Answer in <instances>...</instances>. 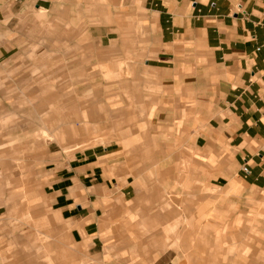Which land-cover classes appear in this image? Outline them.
Masks as SVG:
<instances>
[{"label": "crops", "instance_id": "0c3cea01", "mask_svg": "<svg viewBox=\"0 0 264 264\" xmlns=\"http://www.w3.org/2000/svg\"><path fill=\"white\" fill-rule=\"evenodd\" d=\"M143 3L146 12L141 20L146 36L150 32L154 35L143 47L146 79L142 85L148 90L151 85L158 86L164 92L160 99L163 106L153 104L146 110L139 129L133 117L127 116L115 131L112 143L82 150L85 130L90 123L98 124L99 117L93 119L90 107L80 104L82 119L63 131V141L47 142L44 163L51 168L44 174L47 185L41 196L37 189L40 161L37 122L32 120L29 130L5 129L4 136H0V158L6 156L1 153L6 145L1 143L8 140V134L20 140L30 135V140L24 142L27 151L24 160L30 168L26 174L30 176L17 172L16 181L20 178L21 183L18 190L7 189L0 182V264H27L28 260L32 264L37 260L33 245L38 239L40 216L46 214L51 235L57 233L59 239L62 237L59 243L64 244L65 237L70 239L72 234L80 247L78 264L102 263L106 242L115 236L118 227L115 224L126 229L129 226L151 229L146 192L152 166H157V181L164 189L188 181L186 175L173 169L187 161L192 186L206 184L224 189L225 195H237L240 203L243 199H254L264 204V0H143ZM55 5L56 0H0V120H16L25 111L11 94L27 89V83L22 80L11 92L7 88L9 82L20 80L22 76L17 74L20 70L32 69L34 62L30 59L38 51L36 47L23 46L22 24L24 20L32 21L35 15L31 9L49 12ZM94 37L99 40L100 50L111 55L119 53V49L109 50L116 39L102 33ZM99 48L92 65L95 69L108 55L104 56ZM129 83L131 87L136 85L134 80ZM124 84L128 81L117 83L119 92L106 100L130 101ZM109 89V93L114 90L113 86ZM86 92L79 90L68 101L80 103ZM135 98L151 102L144 88L143 94ZM200 104L207 111L204 120L197 121ZM178 109L180 113L176 112ZM33 110L37 112V108ZM151 122L162 130L151 129ZM172 123L181 133V145L175 146L174 151L161 142L166 140V131ZM45 130L47 133L48 129ZM150 133H158L157 146H151ZM61 144L69 149L68 153ZM245 167L249 168V174L244 173ZM195 189L198 191L192 187V191ZM166 224L164 221L165 227ZM246 229L238 227L232 231L233 247L243 244L237 238L243 239L247 231L251 232V228ZM136 236L128 235L132 239ZM138 244L146 245V237H139ZM24 246L32 248L26 253Z\"/></svg>", "mask_w": 264, "mask_h": 264}, {"label": "rangeland", "instance_id": "374dc122", "mask_svg": "<svg viewBox=\"0 0 264 264\" xmlns=\"http://www.w3.org/2000/svg\"><path fill=\"white\" fill-rule=\"evenodd\" d=\"M31 11L35 15L32 21L24 20L22 24L25 35L22 44L38 48L36 54L30 57L34 64L32 69H23L17 73L22 77L16 83L7 84L11 92L22 80L27 83V89L11 94L17 98V105L25 111L16 120H0V136H4L5 129L9 127L24 131L29 130L32 120L33 123L37 122L40 158L37 189L41 196L45 194L47 185L44 174L51 168L44 163L48 153L47 142L63 141V131L71 129L70 124L82 119L80 104L90 107L93 119L94 116L99 117L98 124L90 123L85 130L86 141L81 145L84 150L112 143L115 131L127 116L133 117L138 125L136 129H139L148 113L146 110L153 104L163 106L160 99L164 92L155 85H151L149 90L146 85H142L143 79H146L143 72L146 59L143 47L147 39L152 41L154 35L150 32L146 36L144 30L141 20L146 12L143 0H56L54 9L49 12H39L34 8ZM100 33L116 39L109 50L119 49V53L111 55L104 49L100 50L99 40L94 37ZM98 48L104 56L108 55L95 69L92 65L96 61ZM84 65L87 69L83 68ZM28 79L29 82L26 81ZM133 80L136 85L131 87L129 82ZM125 81L128 84H124L123 88L131 100L107 101L111 94L119 92L115 85ZM110 86L114 88L111 93ZM80 88L87 90L81 95L82 101H68L69 97H76L79 90H82ZM143 88L150 94V103L136 101L135 97L143 94ZM178 94L183 95L182 91ZM52 96L54 100H50ZM36 108L37 112L31 111ZM199 111L196 120H204L207 109L200 104ZM176 112L180 113L179 109ZM173 123L166 131V140L161 141L172 151L175 146L181 145L180 129L177 130ZM150 126L151 129L162 130L154 122ZM42 129H48V132ZM11 136L8 134V140L1 143L6 145L1 151L6 156L0 158V182L7 189L18 190L21 183L20 178L16 181L17 172L30 176L26 174L30 168L24 160L27 152L24 142L30 140V135L23 136L21 140ZM148 136L151 146H157L158 133H150ZM68 151L65 147V152ZM151 157L154 159L153 155ZM173 169L186 175L188 181L173 183L174 186L164 189L157 181V166L150 168L151 183L146 192V207L150 210L151 229H144L143 226H129L126 229L115 224L118 226L114 230L115 236L106 242L102 263L98 264H244L250 263V260H254L255 264H264V204L254 199H243L240 203L237 195H225L224 189L206 184L192 186L189 181L190 164L187 161ZM10 170L14 173H10ZM192 187L198 188V191H192ZM164 221L167 222L166 227ZM48 222L47 214L40 216L38 239L33 245L37 249V260L32 264H68L69 257L71 264H78L76 260L80 247L72 234L70 239L65 237L64 244L59 243L62 237L59 239L57 233L54 237L51 235ZM54 222L59 224L57 219ZM238 227L246 230L251 228V232L247 231L243 239L237 238L243 244L233 247L235 241L232 231H237ZM133 233L137 236L129 238L128 235ZM139 237H146V245H137ZM30 248L24 246L23 251L27 253ZM30 262L26 261L27 264Z\"/></svg>", "mask_w": 264, "mask_h": 264}, {"label": "built area", "instance_id": "2783aa9c", "mask_svg": "<svg viewBox=\"0 0 264 264\" xmlns=\"http://www.w3.org/2000/svg\"><path fill=\"white\" fill-rule=\"evenodd\" d=\"M243 171H244V173H246V174H249V173H250V171H249V168H248V167H245V168L243 169Z\"/></svg>", "mask_w": 264, "mask_h": 264}]
</instances>
